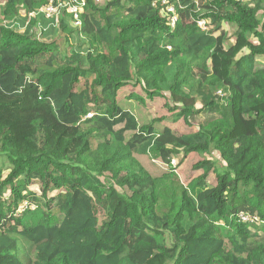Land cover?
Returning a JSON list of instances; mask_svg holds the SVG:
<instances>
[{"label":"trees","instance_id":"16d2710c","mask_svg":"<svg viewBox=\"0 0 264 264\" xmlns=\"http://www.w3.org/2000/svg\"><path fill=\"white\" fill-rule=\"evenodd\" d=\"M82 1L67 52L0 23V264H264V0ZM165 93L182 132L121 106Z\"/></svg>","mask_w":264,"mask_h":264},{"label":"rangeland","instance_id":"374dc122","mask_svg":"<svg viewBox=\"0 0 264 264\" xmlns=\"http://www.w3.org/2000/svg\"><path fill=\"white\" fill-rule=\"evenodd\" d=\"M98 3L102 4L107 0H96ZM3 4V1H0V7ZM99 4V5H100ZM42 8H36L33 11H27L24 7H17L16 12L11 14L6 12L4 15L0 13V23L2 25L9 26L17 31H24L26 28L31 29V33L40 39L46 40H55L59 49L63 52H67L70 50V47H75L76 37L79 28L81 26L77 24L70 15L68 7L66 3H62V6L58 11L51 17H46ZM63 23L65 26L62 28ZM231 31V29L229 30ZM81 37V36H80ZM82 38V37H81ZM259 66H264V58L259 60L257 63ZM139 91H142L139 87ZM131 91L127 88L123 89V93ZM133 92V90H132ZM138 92V90H137ZM122 93V94H123ZM165 99L162 97H155L154 100H150L143 96L142 100L139 101L137 99H126L124 98L121 101V106L124 109L132 112L140 126L148 124L152 119L160 116H166L163 120V123L168 126H173L177 132H182L183 128L180 123L173 124L171 121V114L173 107V102L169 99L167 93L164 94ZM217 116L214 113H202L199 115H195L191 118V121L194 123V126L197 124L204 123L206 120ZM206 157H210L215 161L216 168L218 170H222L224 168V163L219 159V155L216 151H211L206 155ZM136 159L140 162V164L153 176L159 175L162 171L166 170V165L163 164L159 158L154 154L150 153L148 155H137ZM201 157L198 154L192 153L187 156L182 163H178L177 158H173V164L176 165V171L179 177L186 181L189 177H194L201 173V171H192L191 166L194 162L200 160ZM9 163L3 155L0 154V173L6 174ZM215 172H210L207 178L209 185H214L215 183ZM8 194V193H7Z\"/></svg>","mask_w":264,"mask_h":264},{"label":"built area","instance_id":"2783aa9c","mask_svg":"<svg viewBox=\"0 0 264 264\" xmlns=\"http://www.w3.org/2000/svg\"><path fill=\"white\" fill-rule=\"evenodd\" d=\"M161 5L165 6V9L168 13L171 14L170 18V25L173 27L175 25L176 16H174V7L173 5L169 4L170 0H158ZM62 3H66V6L68 7V10L70 12V15L72 16V19L79 24L80 26V13L82 10V7L84 6V2L82 0H48V3L46 6L43 7L42 12L46 17L53 16L58 9L61 8ZM198 24L200 26L205 25L204 21H199ZM90 116V114L88 115ZM239 218H241L243 221H251L250 217L245 213H240Z\"/></svg>","mask_w":264,"mask_h":264},{"label":"crops","instance_id":"0c3cea01","mask_svg":"<svg viewBox=\"0 0 264 264\" xmlns=\"http://www.w3.org/2000/svg\"><path fill=\"white\" fill-rule=\"evenodd\" d=\"M205 28V27H204Z\"/></svg>","mask_w":264,"mask_h":264}]
</instances>
